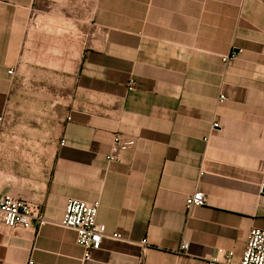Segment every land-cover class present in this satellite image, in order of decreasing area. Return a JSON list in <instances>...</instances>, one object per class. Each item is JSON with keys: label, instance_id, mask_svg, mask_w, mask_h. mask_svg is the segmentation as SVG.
<instances>
[{"label": "crops", "instance_id": "crops-1", "mask_svg": "<svg viewBox=\"0 0 264 264\" xmlns=\"http://www.w3.org/2000/svg\"><path fill=\"white\" fill-rule=\"evenodd\" d=\"M263 178L264 0H0V197L48 222L0 223V264H237ZM68 200L120 238L84 260Z\"/></svg>", "mask_w": 264, "mask_h": 264}, {"label": "built area", "instance_id": "built-area-1", "mask_svg": "<svg viewBox=\"0 0 264 264\" xmlns=\"http://www.w3.org/2000/svg\"><path fill=\"white\" fill-rule=\"evenodd\" d=\"M234 58V54L222 58L228 61ZM7 74H12L9 70ZM129 90L133 89V83L129 85ZM224 96H219L218 101L222 103ZM216 123L212 128H217ZM62 143V142H61ZM132 140H122L119 136H113L109 152L105 156L108 162L118 160L119 156L131 148ZM264 182V178H263ZM99 201L83 202L78 200H68L64 208V215L56 225L65 230L75 233V244L83 250L84 260H89L92 253L101 249L104 238L117 240L118 234L106 235V228L103 224L96 221L99 209ZM205 205V196L202 192L196 191L186 196L184 201L185 210L192 207H202ZM0 223L8 229H20L24 231L39 232L48 222L42 215L40 207L29 201L14 198L9 195L0 197ZM145 242L143 241L142 244ZM188 244L184 243L181 250H186ZM217 262L213 260L212 264ZM237 264H264V231L251 229L247 234L244 250Z\"/></svg>", "mask_w": 264, "mask_h": 264}, {"label": "rangeland", "instance_id": "rangeland-1", "mask_svg": "<svg viewBox=\"0 0 264 264\" xmlns=\"http://www.w3.org/2000/svg\"><path fill=\"white\" fill-rule=\"evenodd\" d=\"M88 1V3H90L92 0H87Z\"/></svg>", "mask_w": 264, "mask_h": 264}]
</instances>
